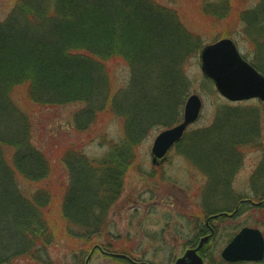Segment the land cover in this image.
<instances>
[{"label": "rangeland", "instance_id": "374dc122", "mask_svg": "<svg viewBox=\"0 0 264 264\" xmlns=\"http://www.w3.org/2000/svg\"><path fill=\"white\" fill-rule=\"evenodd\" d=\"M14 1L0 0V23L11 14ZM148 1L176 16L196 46L178 48L177 53H183L178 66L177 58L168 60L170 56L163 55L162 49L155 52L158 58L154 64L159 67L148 71L142 66L147 60L142 58L136 65V78L143 80L135 87L145 88L156 98L163 94L168 104L162 117L172 115L167 123L154 115L157 118L142 132L136 163L127 172L123 192L105 219L107 232L92 244L66 234L61 204L70 172L65 160L69 154L90 163L107 158L111 143H125L124 119L117 111L91 114L85 104H44L47 100L33 96L29 83L8 94L13 114L0 117V186L6 172L27 200H33L41 190L56 198L47 217L54 233L48 252L41 250L38 261L19 259L14 264H86L91 254L89 264H132L121 257L136 264H174L208 236L209 216L237 208L234 219L212 222L216 234L205 248L206 264H221L222 252L243 227L264 233V206L250 205L264 200V105L256 100L233 104L223 99L203 75L200 59L203 48L231 40L242 56L264 73V0ZM162 57L169 64L163 66ZM107 67L111 96L123 100L131 95L136 81L133 83L129 63L119 58L110 60ZM162 73L169 77L163 78ZM192 95L203 103L200 120L170 150L166 162L154 166L155 140L182 123ZM25 139H30L29 145L48 166L50 172L43 182L26 180L16 167L18 151L11 145ZM245 201L250 203L243 204ZM5 218L6 212L0 210L1 244L9 240L4 239L5 230H9Z\"/></svg>", "mask_w": 264, "mask_h": 264}, {"label": "trees", "instance_id": "16d2710c", "mask_svg": "<svg viewBox=\"0 0 264 264\" xmlns=\"http://www.w3.org/2000/svg\"><path fill=\"white\" fill-rule=\"evenodd\" d=\"M194 43L176 16L148 0H15L11 14L0 23V117L13 114L9 100L13 88L29 83L33 96L47 100L44 104H85L91 114L117 111L124 119L125 143H111L107 158L90 163L69 154L65 160L70 184L61 205L66 234L73 240L90 245L107 232L105 219L136 163L141 134L151 120L162 117L168 104L163 94L156 98L145 88L135 87L143 80L136 78L139 60H147L142 66L148 71L159 67L154 64L155 52L162 49L168 60L177 58L178 66L183 58L178 48L190 49ZM119 58L129 63L136 81L131 85L135 92L123 100L111 96L107 67L110 60ZM159 60L163 66L169 64L164 57ZM162 77L167 79L168 73ZM146 86L150 89L149 82ZM171 115L166 113L162 120L167 123ZM29 141L14 140L11 145L18 151L16 167L26 180L43 182L50 171ZM12 181L5 172L0 210L6 212L9 230L4 227L8 233L4 239L9 240L8 244L0 241V264L38 261V253L48 252L54 242L47 217L56 198L41 190L27 200Z\"/></svg>", "mask_w": 264, "mask_h": 264}, {"label": "water", "instance_id": "95a60500", "mask_svg": "<svg viewBox=\"0 0 264 264\" xmlns=\"http://www.w3.org/2000/svg\"><path fill=\"white\" fill-rule=\"evenodd\" d=\"M201 61L204 75L214 81L218 91L228 100L241 102L259 99L264 102V76L243 60L232 41L222 40L206 47L201 54ZM202 108L203 103L199 96L193 95L188 99L183 122L166 130L156 139L152 151L154 164L164 159L169 150L182 140L188 127L199 119ZM207 242L208 238L203 239L197 249L187 251L175 264H205L198 252ZM222 256L224 260L231 263L263 261V235L256 230L244 229Z\"/></svg>", "mask_w": 264, "mask_h": 264}, {"label": "flooded vegetation", "instance_id": "af4514ba", "mask_svg": "<svg viewBox=\"0 0 264 264\" xmlns=\"http://www.w3.org/2000/svg\"><path fill=\"white\" fill-rule=\"evenodd\" d=\"M238 212H239V209H236L235 211H230L229 213H228V211L227 212H225V213H222V214H219L218 213V215H211V216H209L208 217V219L206 220V228L208 229V231H209V234H208V236H210L211 237V239L210 240H212V238H214V236H215V234H216V228H215V226L212 224V222L213 221H215V220H219V218L221 219V218H226L227 220H231L232 218L234 219L236 216H238ZM230 213H234V215L233 216H231L232 214H230ZM229 215V216H228ZM215 218H217V219H215Z\"/></svg>", "mask_w": 264, "mask_h": 264}]
</instances>
